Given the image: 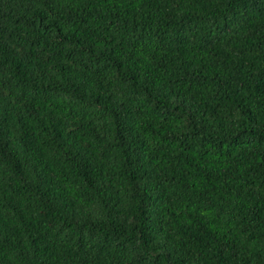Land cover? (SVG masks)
<instances>
[{
	"label": "trees",
	"instance_id": "16d2710c",
	"mask_svg": "<svg viewBox=\"0 0 264 264\" xmlns=\"http://www.w3.org/2000/svg\"><path fill=\"white\" fill-rule=\"evenodd\" d=\"M0 264H264V0H0Z\"/></svg>",
	"mask_w": 264,
	"mask_h": 264
}]
</instances>
